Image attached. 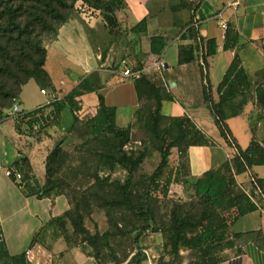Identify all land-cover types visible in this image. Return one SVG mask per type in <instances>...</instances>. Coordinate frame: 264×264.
<instances>
[{
	"label": "rangeland",
	"instance_id": "rangeland-1",
	"mask_svg": "<svg viewBox=\"0 0 264 264\" xmlns=\"http://www.w3.org/2000/svg\"><path fill=\"white\" fill-rule=\"evenodd\" d=\"M38 1L6 0L18 7L22 21L32 18L33 12L40 7ZM104 1L106 0H89L85 3L84 0L83 3V0H64V5L60 7L65 13V20L55 24L56 30L48 31L41 27L33 32L47 49V62L21 94L23 86H19L17 78L10 71H4L0 75V110L4 114L0 116V134L4 137V143L0 142V214L7 231H17L19 227L17 223H22V229L25 231L18 245H28L31 230L37 229L35 222L39 221L42 215L45 216L52 201L59 198L65 211L70 210L72 218L77 221L83 220L90 235L89 242L82 240V235L73 232V226L67 219L66 224L62 226L65 231L62 236L66 242L70 239L72 245L78 246L84 252L87 251L95 264H131V258L137 250L134 238L143 222L137 220L129 209L123 208V193L120 187L126 181L128 167L116 164L112 169L109 164L100 162L102 154L115 153L116 141L112 133L94 126L96 121L93 118L98 111L96 94L85 93L81 97L82 109L76 118L66 106L57 118L48 119L47 126L52 124L51 132L57 138L52 140L46 149L42 148L43 152L37 155L38 158L34 155L33 148H29L30 145H26L23 139L20 140L18 134L32 137L41 132L35 133V130L29 129L26 123L18 126L12 109H9L11 103L18 102L21 108L27 111L34 110L52 101L55 95L60 101L83 79L88 80L96 88L103 84L104 93L111 103L120 105L122 100L130 102L127 96L131 92L129 87L131 77L121 75L124 67L121 61L131 59L132 54L127 50L128 43L125 38L127 29L119 22L118 28L109 31L104 19L105 11L102 6ZM0 43L9 47L19 45L16 44V40L2 35L1 32ZM111 47L115 48L112 50L111 64L101 66ZM4 59V56H0V62L8 61ZM139 65H143L141 60ZM102 69L106 70L105 80ZM75 80L78 81L77 84L74 83ZM42 88L46 89V94L41 92ZM122 94L125 95L124 99H120ZM154 106V101L143 99L134 113L131 107H122L115 119L117 126L130 131V139L122 150L134 157L141 153L146 156L130 186L135 205L140 197L145 196L144 189L151 186L152 174L161 159L159 152L153 149L161 141L147 126L149 113ZM122 110L127 111V115H122ZM126 116L129 120H126ZM94 127L97 129L93 130ZM58 143L60 153L50 162L53 173L47 186L51 189L46 193L48 196L46 198L50 199L27 198L18 190L11 188L3 179L7 166L16 158L18 150L22 149L23 154L29 155L33 160L36 177L34 186L41 188L46 180L45 152L48 155ZM179 155L180 151L177 148L171 149L170 167H175ZM256 174L252 168H248L244 174L237 175L236 179L243 185L250 186V178L256 177ZM97 177L100 179L98 182L95 180ZM146 198L150 207L151 228L140 240L146 254L143 264H177L181 261L188 264L194 261L195 252L185 246L180 248L178 257L172 253L166 231L173 205L176 207L182 205L183 213H189L197 218H200L206 209L205 205L194 196L189 186L181 188L173 185L167 196L163 195L161 190H157L147 194ZM260 201L264 203L263 199ZM52 226L62 230L59 223L54 222ZM145 240L148 241L145 243ZM222 246L223 243L219 244L216 252L218 256H223Z\"/></svg>",
	"mask_w": 264,
	"mask_h": 264
},
{
	"label": "trees",
	"instance_id": "trees-1",
	"mask_svg": "<svg viewBox=\"0 0 264 264\" xmlns=\"http://www.w3.org/2000/svg\"><path fill=\"white\" fill-rule=\"evenodd\" d=\"M88 1L85 0V3ZM38 3L40 7L36 8V11L33 12L32 18H27L25 21H22L18 7L9 4L6 0H0V32L2 35L16 40V44H19L9 47L7 44L3 45L0 43V56H4V60H8L6 62H0V75L4 71H10L17 78L19 86L27 84L38 72L43 70L47 62V49L43 41L37 39L33 32L41 27L48 31H55V24H59L65 20V13H63L60 7V5H64V0H39ZM124 4V0H106L102 4L105 11L104 19L110 31L118 27L117 11L124 8ZM193 22L194 19L191 18L189 26L186 29V35L182 34L181 38L187 36L197 40L199 32ZM146 31V18H143L126 30V32L135 34L145 33ZM233 44H236V40L231 45L226 43L224 47L228 48ZM165 47L166 40L163 36H153L151 38L152 53L161 55ZM194 48V45L181 46L179 61L189 62L193 60ZM207 49V54H212L215 51L214 40L207 42ZM134 83L139 100L146 99L154 101L155 106L149 113L147 126L153 135L161 141V143H157L153 147V149L159 152L161 159L158 167L152 174L151 186L148 189H144L146 190L144 193L145 196L140 197L136 205L134 199H132L133 191L130 189V186L139 170V166L144 162L146 156L144 153H141L137 157H134L133 155H127L122 150L123 146L130 139V131L127 128L117 126L115 122L117 108L106 104L104 95L99 93L100 86L96 88L88 80L83 79L78 86L72 88L70 92L65 94L62 100L59 101L58 97L55 98L54 96L52 101L34 110L27 111L21 108L23 115L16 117L14 120L18 126L26 123L29 129L35 130V133L41 132V134H34L33 136L41 138L47 135L51 137L54 135L50 132V126L52 124L47 126L48 119L50 117L57 118V115L66 106L69 107L76 118L82 109L81 97L85 93H95L98 111L97 115L93 118L96 121L94 126H98L100 129H105L106 132L112 133L116 141L115 153L112 155L102 154L100 156V162L109 164V167L112 169L116 164L128 167L126 181L120 187L123 193V208L129 209L135 214L134 216L137 220L143 222L137 236L134 238V245L137 250L131 258V264H143L146 259V254L144 253L140 240L146 231L151 228L150 207L146 198L147 194L161 190L163 195L167 196L171 186L177 183L188 185L193 190L194 196L199 198L206 209L203 211L201 217L197 218L189 215V213H183L181 210L183 208L182 205H178V207L173 205L170 211L169 226L166 231L171 251L178 257L180 248L185 246L192 249L196 254L194 261L188 264H217L224 260V256H218L216 254L219 244L223 243V250L237 246V240L240 235L231 232L235 220L258 208L246 194L241 186L242 183L238 182L236 177L237 175L244 174L248 168L254 169L258 166H264V141L253 138L246 148L238 147L237 153L225 161L220 167L209 169L200 177L190 182L187 178V149L191 145H213L214 141L198 128L190 117L186 115L169 116L163 114L162 100H171L172 96L170 94L163 95L162 86H159L148 75H140L134 79ZM249 88L250 81L248 75L242 66L240 57L237 55L218 85V103H213L211 89H204L205 103L212 108L215 123L221 135L229 144H232L233 141L229 136L230 131L226 124L227 113L224 110V104L246 92ZM9 95L12 96L11 93ZM256 99L257 105L264 110V81L256 87ZM15 104L19 105L18 102H13L9 105V109H12ZM235 114L237 113H231V115ZM2 115H4L3 111L0 110V116ZM42 127L45 128L43 133ZM95 129L97 127L93 128V130ZM55 138L57 137L54 136L53 140ZM172 148H177L180 151L179 160L175 167H170L169 164V153ZM59 153L60 144L58 143L46 155V180L41 188L34 186L35 174L27 155L20 156L8 166L14 167L21 174L22 183L16 182L13 175L10 178L27 196H37L38 198L48 197L46 193L50 192L51 187H48L47 184L51 182L53 173L50 162L56 159ZM255 178L264 193V177H259L257 173ZM95 180L98 182L100 179L97 177ZM67 219L73 226V232L76 235H82V240L89 242L90 235L88 234V229L83 224V220L79 219L77 221L72 218L70 210L53 218L51 222L59 223L62 228V234L64 235L65 231L62 226L66 224ZM67 242L71 245L70 239H67ZM237 251L239 252L240 249H237ZM0 262L3 264H29L26 260V252L17 255L9 254L1 230ZM177 264L185 263L181 261Z\"/></svg>",
	"mask_w": 264,
	"mask_h": 264
},
{
	"label": "crops",
	"instance_id": "crops-1",
	"mask_svg": "<svg viewBox=\"0 0 264 264\" xmlns=\"http://www.w3.org/2000/svg\"><path fill=\"white\" fill-rule=\"evenodd\" d=\"M124 3V8L117 11L121 26L129 29L146 18L147 31L140 34L125 31L127 50L132 54L131 59L121 61L124 65L123 69L125 67L138 69L141 75H148L162 86L163 95L172 96L171 100H162L163 114L190 117L196 126L214 141L213 145H191L187 149V178L190 182L207 170L220 167L237 152L238 147L246 148L253 138L264 141V110L257 105L256 99V87L264 81V0H124ZM191 18L197 22L196 28L199 32L197 40L187 36L181 38L182 34L186 35ZM220 18L228 22V31L221 28ZM153 36H163L166 40V47L161 55L151 52ZM209 40L215 42V51L212 54H207ZM235 40V45L224 47L226 43L231 45ZM187 45L195 46L194 59L180 62V47ZM113 49L115 48H110L101 66L111 64ZM237 55L248 75L250 88L224 104L229 136L234 144L232 145L221 135L215 123L214 112L205 103L204 89H211L213 103H218V85ZM140 60L143 62L142 66L139 65ZM160 60L164 62V68L161 70L156 66V62ZM134 63L137 67L133 66ZM101 71L105 80L106 70ZM134 79L129 80L131 92L127 98L130 102L122 100L120 102L122 106L109 102L103 84L100 85L99 93L104 95L107 105L117 108V117L124 107H131L134 113L141 105L142 100H139L137 95ZM29 82L23 85L21 92ZM74 83L77 84L78 81L75 80ZM120 97L124 99L125 95L122 94ZM232 112L237 114L231 115ZM127 113L121 111L122 115ZM125 118L129 120L127 116ZM25 137L27 139H24ZM18 138L23 139L26 145H30L29 148H33L37 157L43 152L42 148L46 149L54 136L46 135L39 138L18 134ZM0 142L4 143L2 134H0ZM23 152L22 149L18 150L12 162L22 155H27ZM27 156L33 167V160L29 155ZM253 170L259 177H264V166H258ZM3 179L11 188L18 190L27 198L50 199L27 196L9 176L5 175ZM173 185L181 188L188 186L182 183ZM55 200L52 201L47 214L42 215L41 219L35 222L37 229L31 230V240L28 245H18L25 231L22 229V223H17L19 225L17 231H7L0 214V230L9 254L26 252V260L29 264H95L87 251L84 252L78 246L68 244L62 236V231L52 226L53 217L61 215L66 210L59 198ZM231 232L240 235L237 246L224 249L222 251L224 260L217 264H264V204L257 210L237 218ZM147 241L145 240V243ZM237 249L240 251L238 252Z\"/></svg>",
	"mask_w": 264,
	"mask_h": 264
},
{
	"label": "built area",
	"instance_id": "built-area-1",
	"mask_svg": "<svg viewBox=\"0 0 264 264\" xmlns=\"http://www.w3.org/2000/svg\"><path fill=\"white\" fill-rule=\"evenodd\" d=\"M220 25L221 28L226 31L229 27L228 22L225 19L220 18ZM194 26L197 27V22L194 21ZM200 41V39H199ZM156 66L158 69L164 68V62L162 60L156 62ZM123 77H131V78H138L141 75V72L138 69H134L131 67H125L121 72ZM41 92L46 94V89H41ZM56 96V95H55ZM58 97V96H57ZM14 113V117H21L23 113L21 112V107L18 104H15L11 110ZM234 145V144H232ZM6 175L11 177L12 175L15 177L16 182L22 183L21 174L14 168L8 167L6 168ZM246 194L251 198V200L258 206L261 207L264 203L260 201V199L264 200V193L262 192L260 186L258 185L256 178H250V186L241 185ZM0 264H3L0 262Z\"/></svg>",
	"mask_w": 264,
	"mask_h": 264
}]
</instances>
